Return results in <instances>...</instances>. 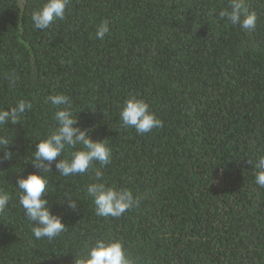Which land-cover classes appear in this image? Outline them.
Returning <instances> with one entry per match:
<instances>
[{
    "label": "trees",
    "instance_id": "16d2710c",
    "mask_svg": "<svg viewBox=\"0 0 264 264\" xmlns=\"http://www.w3.org/2000/svg\"><path fill=\"white\" fill-rule=\"evenodd\" d=\"M45 2L0 0V109L32 102L20 122L0 125L11 141L0 150V190L10 197L0 264H75L99 238L123 241L133 264H264V187L251 162L264 155V0H246L258 17L249 32L219 18L229 0H70L62 20L39 30L32 14ZM105 20L110 32L97 39ZM56 93L111 148L104 182L132 190L140 205L98 216L85 189L99 163L64 177L53 162L46 198L66 226L49 241L34 237L17 181L40 171L32 160L55 127L47 98ZM132 95L163 127H121Z\"/></svg>",
    "mask_w": 264,
    "mask_h": 264
},
{
    "label": "clouds",
    "instance_id": "9594fccd",
    "mask_svg": "<svg viewBox=\"0 0 264 264\" xmlns=\"http://www.w3.org/2000/svg\"><path fill=\"white\" fill-rule=\"evenodd\" d=\"M69 2L70 0H46L43 6L32 14L34 27L44 30L54 21L62 20ZM219 18L249 32L255 29L258 17L255 11H249L246 0H229L228 7L219 12ZM109 32V22L105 20L97 25L95 35L97 39L102 40ZM5 78L9 81V87L14 86L18 79L15 73L7 74ZM47 99L56 107L53 115L56 123L48 136L39 140L36 145L32 162L40 171L20 177L17 186L20 191L19 204L29 221L34 224L31 229L34 237L51 241L64 232L66 226L62 217L51 211V205L46 198L49 187L47 173L53 171V162L55 171L64 177L83 176L93 162L99 163L101 167L95 169V181L89 183L85 189L87 195L92 198L98 216L119 218L126 211L139 207L140 198L130 189L109 186L104 182L102 168L110 163L111 148L105 139L94 140L88 129L78 126V115L72 110L71 98L63 93H56L49 95ZM31 108L30 100L20 99L14 107L0 109V125L20 122L26 109ZM119 118L121 127L134 128L137 134H145L163 127V121L151 110L149 103L134 95L125 100ZM10 143L8 137L0 135V150L6 149ZM65 153L63 158L57 160V157H62ZM5 156L11 158V151H6ZM251 162L256 169V184L264 187V155ZM9 199V195L0 190V211L6 208ZM67 201L69 208L78 207L76 200L67 198ZM75 264H133V261L129 258L123 241L99 238L83 256L75 259Z\"/></svg>",
    "mask_w": 264,
    "mask_h": 264
},
{
    "label": "water",
    "instance_id": "95a60500",
    "mask_svg": "<svg viewBox=\"0 0 264 264\" xmlns=\"http://www.w3.org/2000/svg\"><path fill=\"white\" fill-rule=\"evenodd\" d=\"M21 6L23 7L24 0H20Z\"/></svg>",
    "mask_w": 264,
    "mask_h": 264
}]
</instances>
